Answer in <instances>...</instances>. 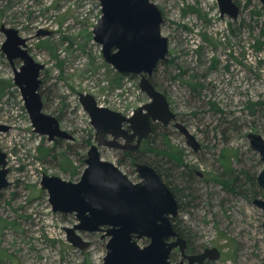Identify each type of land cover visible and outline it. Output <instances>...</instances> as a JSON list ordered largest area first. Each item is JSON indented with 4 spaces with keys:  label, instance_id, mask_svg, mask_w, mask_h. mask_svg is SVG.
Instances as JSON below:
<instances>
[{
    "label": "rangeland",
    "instance_id": "rangeland-1",
    "mask_svg": "<svg viewBox=\"0 0 264 264\" xmlns=\"http://www.w3.org/2000/svg\"><path fill=\"white\" fill-rule=\"evenodd\" d=\"M151 1L162 14L161 34L169 49L152 77L176 121L199 147L190 148L170 123L150 140L152 151L146 143L141 146L140 156L155 162L176 191L175 218L195 253L219 250V260L208 264H264V213L253 204L264 198L256 182L264 162L247 138L256 134L264 140V5L233 0L239 13L232 19L221 15L217 0ZM100 16L99 0H0V27L28 39L29 55L44 65L39 89L43 112L73 137L50 142L35 133L14 83L13 66L1 51L5 36L0 32V151L6 155L9 182L0 191V264L104 263L107 240L102 233L80 232L90 246L73 247L64 228L77 224L74 214L53 213L40 185L43 174L78 182L87 152L96 145L79 94L91 95L122 115L149 102L139 76L119 75L104 61L93 40ZM20 65L14 62L16 69ZM224 150L230 172L239 179L245 173L254 177L256 196L226 189L217 180L231 174L223 177ZM121 152L99 148L102 160L139 182L134 161L122 159ZM183 170L197 176L191 184L194 201L187 204L188 199L179 201ZM138 243L143 247L148 240ZM178 260L177 250L172 261Z\"/></svg>",
    "mask_w": 264,
    "mask_h": 264
},
{
    "label": "water",
    "instance_id": "water-1",
    "mask_svg": "<svg viewBox=\"0 0 264 264\" xmlns=\"http://www.w3.org/2000/svg\"><path fill=\"white\" fill-rule=\"evenodd\" d=\"M99 1L101 16L93 28V40L101 46L106 64L117 73L140 77L139 87L149 102L128 118L98 106L91 95L79 94V102L95 130L96 145L90 146L87 152L86 167L78 182L43 174L41 188L48 194L53 213L74 214L77 224L64 228L66 240L73 247L86 250L90 246L80 237V232L102 233L101 238L107 240L103 264L217 262L220 252L215 248L198 254L185 253L187 241L172 225L179 204L153 167L135 162L139 182L134 183L117 166L101 159V147L139 150L151 134L153 123L162 126L173 123L190 148L196 151L199 145L187 128L176 121L166 98L149 80L169 54L168 39L161 34L163 17L159 8L151 0ZM217 1L222 16L238 17L239 9L233 0ZM258 1L264 5V0ZM0 32L5 36L1 51L13 66L14 83L20 90L35 133L46 136L50 142L72 141L73 137L60 128L58 120L43 112L39 77L44 65L36 63L29 55L28 39L4 25ZM15 61L21 62L18 69ZM247 138L251 149L264 162V140L256 134H249ZM133 140H136L134 144ZM6 165V155L0 151V191L9 186ZM256 182L264 194V170L257 175ZM253 204L264 213V198L254 199ZM141 240H148V244L141 247L138 243ZM175 249L181 256L177 262L170 258Z\"/></svg>",
    "mask_w": 264,
    "mask_h": 264
},
{
    "label": "trees",
    "instance_id": "trees-1",
    "mask_svg": "<svg viewBox=\"0 0 264 264\" xmlns=\"http://www.w3.org/2000/svg\"><path fill=\"white\" fill-rule=\"evenodd\" d=\"M160 64H164L163 61L160 62L158 65H160ZM156 69L154 70V72L156 71ZM119 75H122V74H119ZM153 75H154V73H153ZM122 76H130L133 78H137L136 75H122ZM149 80H150L151 84L153 85V87L157 90V87L154 83L153 77L149 78ZM192 88H195V86H192ZM151 128H152L151 136H149L147 141L145 142L148 145L150 143V140H152L154 137L157 136V133L159 132V130H162L164 132V130L166 129L165 126H160L159 123L151 124ZM161 134H163V138L165 139L166 136L164 135V133L161 132ZM149 149H150V151H152L153 148L149 145ZM156 153L158 154V152H156ZM226 153H227V151H225V150L222 151L221 160H220L221 163L223 164V166L225 167L223 177L226 174H229V173H231V174H230V176L227 175L225 180H223L224 178L223 179H217V180L220 181V183H222L226 189H231L232 191H235L237 193H245V194H248L249 192L252 191L253 196H256L257 191H256V184L254 181V177L245 173L243 175V179H239V175H237V174L235 175L234 173L230 172L229 165L226 167L224 165V162H223V159L225 158ZM141 154H142L141 149L137 152H128V151H122L121 152L122 159H124V160L128 159L129 161H134V162L146 164V165L153 167L158 172V174L160 175V177L162 178V180L166 184V186L172 191V193L174 194V196L177 200L178 196H177L176 191L174 189H172V187L169 184V181L165 180V176L162 174L159 166L156 165L155 162L142 159L140 156ZM228 159H229L228 163L230 164V158L228 157ZM134 162H133V164H134ZM168 163H170V162L168 161ZM179 178L181 180V185H180L181 188L180 189L183 192V194H182L183 196L182 195L179 196V201H181L182 199H188L186 204L193 202L194 198L192 197L191 184L194 183V181L197 179L196 174L192 170H185L184 172H181L179 174ZM185 192H186V194H185ZM177 202H178V200H177ZM172 225H173L174 230L187 241L186 236L184 235V231L180 227V222L178 220H176V218L172 219ZM187 251H188V253H195L196 252L194 249H192L189 246V244L187 246ZM174 253L172 254V258L174 257Z\"/></svg>",
    "mask_w": 264,
    "mask_h": 264
},
{
    "label": "flooded vegetation",
    "instance_id": "flooded-vegetation-1",
    "mask_svg": "<svg viewBox=\"0 0 264 264\" xmlns=\"http://www.w3.org/2000/svg\"><path fill=\"white\" fill-rule=\"evenodd\" d=\"M39 79H40V77H39ZM41 86V85H40ZM40 89V88H39ZM41 95V94H40ZM42 97V96H41ZM98 104V103H97ZM99 105V104H98ZM154 124V123H153ZM156 124V123H155ZM95 138V137H94ZM105 139H109V137H105ZM56 140H60V139H56ZM96 141V140H95ZM135 141L136 140H133L131 143L132 144H134L135 143ZM147 141V140H146ZM145 141V142H146ZM119 142H121V141H119ZM145 142H143L141 145H140V148H141V146L142 145H144L145 144ZM140 148H139V150H140ZM139 150H137V151H139ZM142 150V149H141ZM137 151H135V152H137ZM128 152H133V151H131V150H128ZM135 163V162H134ZM187 246H188V242H187ZM187 246H186V250H185V253L186 254H198V253H188V251H187ZM178 249H175L173 252H172V254L174 253V252H176ZM219 251V250H218ZM172 254H171V260H172ZM180 259H181V256H180ZM179 261V260H178ZM208 263H214V262H210V261H207V262H205V264H208Z\"/></svg>",
    "mask_w": 264,
    "mask_h": 264
},
{
    "label": "built area",
    "instance_id": "built-area-1",
    "mask_svg": "<svg viewBox=\"0 0 264 264\" xmlns=\"http://www.w3.org/2000/svg\"><path fill=\"white\" fill-rule=\"evenodd\" d=\"M100 106H103V105H100ZM104 107V106H103ZM133 110H131L129 113L128 112H125L124 114H126L125 116L126 117H130V116H132V114H133Z\"/></svg>",
    "mask_w": 264,
    "mask_h": 264
},
{
    "label": "bare ground",
    "instance_id": "bare-ground-1",
    "mask_svg": "<svg viewBox=\"0 0 264 264\" xmlns=\"http://www.w3.org/2000/svg\"><path fill=\"white\" fill-rule=\"evenodd\" d=\"M158 91V90H157ZM138 163V162H137ZM142 164V163H141Z\"/></svg>",
    "mask_w": 264,
    "mask_h": 264
}]
</instances>
